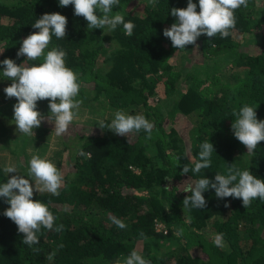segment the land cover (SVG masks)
<instances>
[{"label": "trees", "instance_id": "trees-1", "mask_svg": "<svg viewBox=\"0 0 264 264\" xmlns=\"http://www.w3.org/2000/svg\"><path fill=\"white\" fill-rule=\"evenodd\" d=\"M193 2L199 12V0ZM187 3L120 0L112 14L119 12L125 22L134 23L128 36L122 25L114 31L89 30L74 6L61 7L59 0H0V61L22 63L26 57H17L22 40L39 31L32 24L45 13L59 12L67 17V35L53 36L47 50L66 51V66L78 75V97L104 104L100 113L107 107L105 125L117 110L143 115L153 124L150 138L143 130L128 138L98 126L93 133L74 132L75 143L64 140L71 168L62 173L60 194L33 195L64 228L42 229L39 244L31 248L4 215L10 205L0 197V264H123L133 250L151 264H264V201L255 199L244 208L241 199L218 198L209 188L203 193L204 208L182 205L191 195L183 191L187 184L226 175L230 165L264 180V141L249 154L231 127L233 110L244 105L257 106V119L264 120V0H248L247 8L236 10V25L227 38L202 34L195 45L176 49L163 31L177 20L171 9ZM195 49L197 60L183 63L184 54ZM4 67L0 63V89L12 82L3 76ZM47 101H38L37 108ZM183 119L187 125L181 130L176 124ZM35 130L41 135L49 128ZM23 138L2 136L1 149L18 154ZM205 141L214 146L211 167L182 174L185 165L194 166ZM81 150L88 155H79ZM3 160L0 155V184L11 178ZM15 160L22 171L17 174L28 178L26 167ZM109 216L127 227L118 228ZM218 233H223V247L213 243Z\"/></svg>", "mask_w": 264, "mask_h": 264}, {"label": "clouds", "instance_id": "clouds-1", "mask_svg": "<svg viewBox=\"0 0 264 264\" xmlns=\"http://www.w3.org/2000/svg\"><path fill=\"white\" fill-rule=\"evenodd\" d=\"M154 4L155 0H151ZM120 0H59L61 7L74 6V14L82 16L87 21V28L105 29L114 31L122 25L126 35L131 36L135 27L131 21L125 22L124 16L119 12L113 13V8L119 6ZM241 6L248 7V0H199L197 4L188 0L186 8H172L171 14L177 18L170 28H165L163 35L170 38L172 46L176 49H185L187 45H195L198 37L206 34L213 38L219 35L227 38L236 25L235 12ZM32 26L39 29L22 40L17 52V57L26 59L17 64L13 59L6 58L0 61L5 67L3 76L12 81L4 88L7 97H15L14 121L17 131L26 136H34V128H39L44 115L37 110V102L49 100L50 113L48 121L54 122L57 137L69 132V126L76 118L83 103L77 99L80 92L78 75L66 66V51L57 47L47 50L52 37L65 38L67 35V17L59 12L45 13L38 18ZM47 50V51H46ZM3 50H0L2 53ZM41 63H27L38 61ZM257 106L244 105L232 115L236 117L231 127L234 136L247 148V153L253 154L261 141H264V120L257 119ZM101 129L108 128L114 133L127 136L130 133L145 131L151 137L153 124L145 116L131 115L123 110H117L110 124L105 125L99 121ZM198 159L190 169L188 165L182 168V174L200 173L211 167V155L214 146L205 141L200 146ZM81 156H87L83 150ZM191 160V158H190ZM6 174L18 173L13 165L4 168ZM27 177L13 175L7 182L0 184V197L7 200L10 205L4 215L10 218L17 226L18 231L24 234L22 243L28 247L39 244L42 229L60 232L64 225L56 224V216L49 210L47 204L39 199H33L34 191L39 194L50 193L54 196L60 194L64 186V176L55 163L39 155H33L29 161ZM31 181H34V186ZM209 188L215 190L218 198H239L242 206L248 208L252 201H264V180L252 175L249 169L240 170L235 165H230L227 174H215L214 180L202 177L187 184L183 191L191 193L183 200V208L202 209L206 205L203 193ZM228 206L227 204L225 205ZM109 219L120 229L127 225L115 216ZM144 235L143 232L140 233ZM217 247H223V233H218L213 238ZM55 253L49 255L52 259ZM123 264H151L138 251L133 250L123 261Z\"/></svg>", "mask_w": 264, "mask_h": 264}, {"label": "rangeland", "instance_id": "rangeland-1", "mask_svg": "<svg viewBox=\"0 0 264 264\" xmlns=\"http://www.w3.org/2000/svg\"><path fill=\"white\" fill-rule=\"evenodd\" d=\"M197 54L196 49L192 51V53L184 54V57L182 62L188 64H191L193 60H197L194 56ZM179 62V59H178ZM12 82H6L4 83L0 89V137L9 136V138H12V141H14V137L20 134L17 131V126L14 121V105L16 104L15 102H12V99H15V97L9 98L7 97L6 93L4 92V88L10 85ZM77 99H80L77 97ZM105 103V102H104ZM104 104L99 105L97 102H84L82 103L78 114L76 118L73 120L72 124L69 126V132L65 135L57 137L55 135V130H54V122H49L48 121V116H46V113H50L49 109V100L47 102L43 103V107L37 108V110H43L45 111L44 117L45 119L42 121L41 126H46L49 128L48 131L44 132L41 135H37L35 128L33 129L34 131V136H26L24 135V138L21 139L20 143V149L19 153L16 154L13 151H8L6 150L7 148L1 149V146L4 145L5 141H0V155L3 156V161L5 162V165H13L17 168V172H22L20 170V167L18 166V162L15 160L17 158L21 164H23L24 167V172L27 173L28 171V166H29V161L31 160L33 155H39L42 158H47L53 163H57L60 161L59 164V169L61 172H65L68 169L70 170L71 168V162L68 161V152L63 151V142L64 140H68L70 143H75L76 136L74 132H79L81 134H89L93 133L97 130L98 128V123L99 121H102L104 118H107L110 116V113L107 110V107H105V110H102L101 113L99 112L100 108H102ZM106 105V104H105ZM107 106V105H106ZM40 112V111H39ZM184 120L187 122L186 119L180 120L177 124L176 127L179 129H183L184 127L186 128V125ZM173 122V121H172ZM189 123V121H188ZM4 127L8 128V132L4 133L6 130ZM5 134V135H3ZM8 144V143H6ZM12 144L9 143L8 146H11ZM9 147L8 149H10ZM60 152V158L56 159L55 157L56 154ZM5 157V158H4ZM54 158V159H53ZM58 160V161H57ZM11 176L13 175H18L17 173H10ZM30 183L33 184L34 186V181H31ZM36 192V191H34ZM158 228V226H157Z\"/></svg>", "mask_w": 264, "mask_h": 264}, {"label": "built area", "instance_id": "built-area-1", "mask_svg": "<svg viewBox=\"0 0 264 264\" xmlns=\"http://www.w3.org/2000/svg\"><path fill=\"white\" fill-rule=\"evenodd\" d=\"M157 226H158V228H157ZM162 228H163V227H162L161 224H157V225H156V230H157V231H160Z\"/></svg>", "mask_w": 264, "mask_h": 264}]
</instances>
